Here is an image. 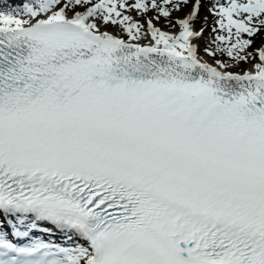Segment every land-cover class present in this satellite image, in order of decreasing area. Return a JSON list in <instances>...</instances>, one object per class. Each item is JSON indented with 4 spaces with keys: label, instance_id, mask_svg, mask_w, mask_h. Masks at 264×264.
I'll use <instances>...</instances> for the list:
<instances>
[{
    "label": "snow or ice",
    "instance_id": "1",
    "mask_svg": "<svg viewBox=\"0 0 264 264\" xmlns=\"http://www.w3.org/2000/svg\"><path fill=\"white\" fill-rule=\"evenodd\" d=\"M203 6L0 12V264H264V0H209L214 64Z\"/></svg>",
    "mask_w": 264,
    "mask_h": 264
},
{
    "label": "bare ground",
    "instance_id": "2",
    "mask_svg": "<svg viewBox=\"0 0 264 264\" xmlns=\"http://www.w3.org/2000/svg\"><path fill=\"white\" fill-rule=\"evenodd\" d=\"M8 1L11 3V0H8ZM222 2H223V0H222ZM207 5H208L207 0H204V6H203V8L201 10V13L199 15V20L196 22L195 27H197L198 25H201V23H205V25H204L205 28H203V30H204L203 36L200 39H198L197 41H195V43L197 44V46L199 48V55L202 58V60L205 61V62L214 64L213 58L210 57L207 54V52L205 51L206 48L213 49V47H211L209 45V43H211L213 45L216 42L215 38L209 37V35H208L210 33L211 29L214 26V21H215L216 18L214 16L213 17H203L202 16V14H203V12L205 10V7ZM0 11H2V10H0ZM190 11H191V4H189L188 7H185L183 11L178 12L179 13L178 15L177 14L176 15L173 14V17L176 18V19H183V18H185L186 14H188ZM131 15L136 17V19H138L140 22H142V21H144L146 19L145 17H142V16H140L139 14H137L135 12L131 13ZM152 15H153V13H152ZM162 19L163 18H161V20L159 22H156V26L157 27H160L163 31L169 32L172 35H178L179 34L180 29H179L178 26L177 27H172L168 23L165 24L164 22H162ZM196 30H197V28H196ZM199 30H197V31H199ZM112 31L114 32V34H117L116 30H112ZM210 36H211V34H210ZM123 38L127 39L126 36H123ZM258 42H260L259 38L257 39V43ZM140 43L142 45H147L149 43V41L148 40H140ZM216 58L219 59L218 57H216ZM224 61L228 62L227 60H224ZM249 70H251V65L239 66L238 68L235 67V66H230L229 69H228V71H233V72H242V71H249ZM54 237H56V236H54ZM52 241L54 242V240H52ZM57 243L61 244L62 242H58L57 241Z\"/></svg>",
    "mask_w": 264,
    "mask_h": 264
},
{
    "label": "rangeland",
    "instance_id": "3",
    "mask_svg": "<svg viewBox=\"0 0 264 264\" xmlns=\"http://www.w3.org/2000/svg\"><path fill=\"white\" fill-rule=\"evenodd\" d=\"M208 3H209V1H208ZM208 9V5L205 7V10H204V12H203V14H202V16L203 17H213V15L207 10ZM186 10V9H185ZM188 10V9H187ZM173 14H179L178 12H174ZM153 15H155V13H153ZM146 18V17H145ZM145 21V20H144ZM144 21H142L141 23H144ZM162 22H164L165 24H167L168 22H167V20H165V19H162ZM204 25H205V23H201V25H198L196 28H197V30H199V29H201V28H205L204 27ZM146 26V25H145ZM210 34H211V36H210ZM217 34H223V33H215V32H213L212 30L210 31V33L208 34L209 35V37H213V38H215L216 37V35ZM218 43V41H216L215 42V44H211V43H209V45L211 46V47H213V49H215L216 48V44ZM261 46V44H260V42H258L257 44H256V47H260ZM217 57L219 58V59H221V60H227L228 62H230L231 63V61L229 60V58L227 57V56H220L219 54H217ZM239 66H245V65H236L235 67H239ZM247 66V65H246Z\"/></svg>",
    "mask_w": 264,
    "mask_h": 264
}]
</instances>
